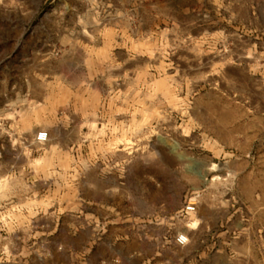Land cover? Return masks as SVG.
I'll return each instance as SVG.
<instances>
[{
    "label": "rangeland",
    "instance_id": "rangeland-1",
    "mask_svg": "<svg viewBox=\"0 0 264 264\" xmlns=\"http://www.w3.org/2000/svg\"><path fill=\"white\" fill-rule=\"evenodd\" d=\"M0 264H264V0H0Z\"/></svg>",
    "mask_w": 264,
    "mask_h": 264
},
{
    "label": "bare ground",
    "instance_id": "bare-ground-1",
    "mask_svg": "<svg viewBox=\"0 0 264 264\" xmlns=\"http://www.w3.org/2000/svg\"><path fill=\"white\" fill-rule=\"evenodd\" d=\"M35 142H37V143L42 142V138H39V139L38 138H35ZM45 160H50V159L48 157H46ZM197 211L198 210H196L195 212H193V214L194 215H197ZM196 224H197V218L190 219L189 224H187V228L185 229V233H183L184 236H185V238H186V240H187V242H189L190 239H191V233H190V230L189 229L195 227ZM184 245H185V243L182 244L180 242H177V246L180 247V248H183Z\"/></svg>",
    "mask_w": 264,
    "mask_h": 264
},
{
    "label": "built area",
    "instance_id": "built-area-1",
    "mask_svg": "<svg viewBox=\"0 0 264 264\" xmlns=\"http://www.w3.org/2000/svg\"><path fill=\"white\" fill-rule=\"evenodd\" d=\"M45 135H46V132H40L38 139L39 138L44 139ZM183 210L185 213H189V214L195 212L196 211V203L192 200H189L188 203L185 205ZM180 237H185V236H184V234L178 235V237H177L178 241H180Z\"/></svg>",
    "mask_w": 264,
    "mask_h": 264
},
{
    "label": "clouds",
    "instance_id": "clouds-1",
    "mask_svg": "<svg viewBox=\"0 0 264 264\" xmlns=\"http://www.w3.org/2000/svg\"><path fill=\"white\" fill-rule=\"evenodd\" d=\"M180 243L184 244V243H187V240L185 237H180Z\"/></svg>",
    "mask_w": 264,
    "mask_h": 264
}]
</instances>
